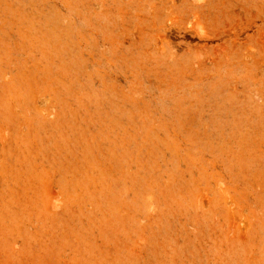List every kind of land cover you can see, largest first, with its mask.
I'll return each mask as SVG.
<instances>
[{"label":"rangeland","instance_id":"374dc122","mask_svg":"<svg viewBox=\"0 0 264 264\" xmlns=\"http://www.w3.org/2000/svg\"><path fill=\"white\" fill-rule=\"evenodd\" d=\"M0 264H264V0H0Z\"/></svg>","mask_w":264,"mask_h":264}]
</instances>
